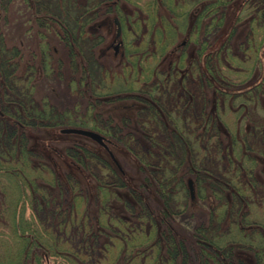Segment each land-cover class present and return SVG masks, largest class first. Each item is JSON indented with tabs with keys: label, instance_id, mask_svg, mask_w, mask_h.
<instances>
[{
	"label": "rangeland",
	"instance_id": "374dc122",
	"mask_svg": "<svg viewBox=\"0 0 264 264\" xmlns=\"http://www.w3.org/2000/svg\"><path fill=\"white\" fill-rule=\"evenodd\" d=\"M86 1L74 0L75 4L68 15L65 10L70 0H0V32L3 41L8 46L18 45L21 49V56L17 58V77L21 78L20 83L24 87L16 85L18 91H24L38 108L48 110L47 113L49 110L52 112L49 114L51 119L48 120L52 121V124L24 128L27 146L36 152V162L55 164L62 178L59 187L52 189L53 197L49 200L48 209L38 208L37 215L44 226H48L53 234L62 235L58 243L62 245V242H65L74 247V250L80 252L79 258L81 261L83 259L85 264H128L129 257L127 253H121V244L114 232L117 228L122 229L125 226L117 219H122L127 222L126 225L134 227L141 221V203L138 202L140 197L152 210L155 220L152 232L156 238H161L162 242L161 231H165V226L156 215L164 204L156 176L166 177L165 173H162L165 170L172 173V164L175 162L169 155L162 159L149 155L156 149L149 148V141L139 124L144 118L139 109L146 105L145 102L157 98L158 103H163V108L169 109L173 119L184 126L187 139V150L182 155L183 158H178L175 163L179 166L174 175L176 177H171L174 180L168 190L171 192L168 196L170 209L173 211L170 216L172 229L186 250V257H182L180 264H199L203 253L195 229L209 223L211 209L217 201L210 194L206 182L203 185L207 187H204V190L199 189V185L203 186L200 179H197L194 188L192 186L191 194L187 182L189 179H196V169L201 170L203 175H221L228 179L233 170L235 179L229 180L230 184L237 183L239 190L243 189L247 196L248 202H244L242 207V213L247 211L245 221L259 223L264 228V185L253 186L245 183L236 166L228 164L225 155H222L226 153V148L221 150L210 132L200 135L201 130H198L197 119L194 118L195 111L201 104L197 83L188 79L182 81L181 74L178 78L173 77H177L174 72L178 70L179 57H182L184 66L189 60L199 59L202 69L207 53L214 59L217 55L223 58L229 47V56H233L230 60L235 63L245 51L241 44L250 34L251 13L257 8L255 6L264 4V0H249V9L242 4L243 0H232L215 12V21L221 18L220 23L207 30L205 25L200 26V40L190 41L186 35L180 33L160 59L150 55L144 56L143 60L160 73L158 79L161 78V82L169 79L167 84L163 83L162 88L154 90V81L157 79L152 77L147 81L145 74L139 76L140 72L137 75L135 90L111 93L108 91L121 88L119 82L123 83L133 76L130 66L134 47H146V54L149 51L153 53V30L145 38L143 35L147 25L144 22L143 26L142 22L139 25L136 23L137 18L145 15L142 10L139 11L140 0H120V8H107L106 4H103L98 6L96 12H93L94 9L86 12L85 15L93 19L92 22L83 28L80 37L69 42L59 30L61 27L52 14L72 17L79 12L76 6H82ZM159 11L160 14L168 13L162 6ZM118 15H122L124 19L122 23L119 22L120 33L116 34L117 24L114 19L118 20ZM198 42H204L203 53L196 51ZM258 58L260 64H257L244 85L260 79L264 73L262 47L258 51ZM144 61L142 62L145 63ZM139 67L137 66V70ZM170 70L173 71L172 78L168 75ZM116 76L119 79H116ZM183 84L192 92L188 94L181 88ZM150 85L152 89L148 88ZM241 86L236 83L229 85L232 89ZM213 89L211 86H205L209 108L216 103L217 93ZM258 103L264 109V93L259 96ZM160 116L165 118L163 112ZM157 118L153 121L149 119L148 123L152 125H147V128L160 140L164 132L163 125ZM228 118L231 120V114ZM145 120H148V117H145ZM63 127L100 131L112 157L106 148L90 137L62 132L60 129ZM223 138L228 144L227 136L223 135ZM127 143L135 149L130 148ZM251 144L259 145L254 140H251ZM136 151L142 158L161 164L153 173L156 179L151 174V167L143 166L139 162L138 155H134ZM113 153L121 163L124 174L119 172V165L114 162ZM163 165L168 166L167 169H162ZM229 166L230 173L227 175ZM254 173L264 184V160L256 166ZM64 174H70L75 185L68 183L67 175ZM179 179H182V183ZM1 181H4V178ZM228 192L229 189L226 194ZM77 193L81 198L73 197ZM7 198L0 190V207L6 204ZM31 207L26 206V214H32ZM101 224L103 228L100 227ZM222 225H226L225 221ZM141 229H151L148 220H144ZM23 237L20 233L13 232L12 228L5 224L3 217L0 222L1 264L12 261L13 255L23 244L25 248ZM65 244L62 245L65 249L71 248ZM236 253H239V261L243 263L246 262L245 259L250 262L253 259V252L248 249L240 248ZM19 257L22 261V255ZM31 263L30 256L27 261L23 260L22 264ZM43 264L64 263L50 256L47 260L44 259ZM130 264L140 263L134 261Z\"/></svg>",
	"mask_w": 264,
	"mask_h": 264
},
{
	"label": "trees",
	"instance_id": "16d2710c",
	"mask_svg": "<svg viewBox=\"0 0 264 264\" xmlns=\"http://www.w3.org/2000/svg\"><path fill=\"white\" fill-rule=\"evenodd\" d=\"M119 1L87 0L86 3L81 4L82 6H76V10L79 11L77 15L73 14L72 17L61 14L52 15L56 17L57 23L61 27L59 30L65 35V39L71 42L76 40V37H80L83 28L92 22L93 19L88 18L85 15L86 12L92 9H94L93 12H96L98 6L103 4H106L107 8H114V6L120 8ZM140 1L139 11L142 10L145 15L137 18L136 23L139 25L142 22L143 26L144 22L147 25L143 37L153 30L155 50L153 53L149 51L146 54V47H137V49L134 47L130 66L133 76L126 78L127 80L123 83L119 82L121 88L117 91L111 90L108 93L135 90L138 82L137 75L140 72L139 76L145 74L147 81L152 77L157 79L154 81V90L162 88L163 83L167 84L169 79L161 82V78L158 79L160 73L149 66L143 57L150 55L160 59L174 44L180 33L186 35L190 41L200 40L198 38L200 26L205 25L207 30L220 23L221 18L219 21H215V12L220 9V6L228 4L232 0ZM73 4H75L74 0H70L66 4L65 11L67 14L73 8ZM242 4L246 9H249V0H243ZM160 6L166 9L169 14H160ZM255 7L257 8L251 13L249 21L250 34L241 44L245 51L242 49L244 51L243 56L238 57L235 63L230 60L233 56H229L231 52L228 47L223 58L217 55L214 59L207 53L202 69L199 65V59L189 60L188 64L184 66L182 57H179L177 61L178 70L174 72L177 77L173 76L172 70L168 75L170 74L171 78L172 76L178 78L181 74L182 81L188 79L197 83V93L200 95L201 104L195 111L196 117L194 116V118L197 119L198 130H201L200 135L210 132L219 148L221 150L226 148V153L222 155H225L228 164L236 166L241 173V178L245 179V183L258 186L257 184L264 185L254 173L256 166L264 160V109L258 103L259 96L264 93V73L260 79L247 84L248 86L244 85L250 79L257 64H260L259 49L262 47L264 50V4ZM123 19L122 15H118L120 23ZM145 41L147 42V40ZM203 45L204 42H198L196 51L203 53ZM88 46L90 47V44ZM20 56V47L18 45H6L0 32V190L6 198L8 196L5 199L6 204L0 207V222L5 217V224L11 227L13 232L24 236L26 245L24 248L23 244V248L21 247L13 255L12 261L10 260L5 264H22L23 260L27 261L30 256L32 257L31 264H43L44 259L47 260L50 256L54 259L58 258V261L64 264H85L83 259L81 261L79 258L80 252L65 242H62V245L65 244L71 248L65 249L59 244L58 240L63 236H57L50 232L48 226H44L37 215L38 208L48 209L49 200L53 197L52 189L59 187L62 178L59 176L55 164L47 165L36 162V152L27 146L24 133L25 126L52 124V121H48L51 119L49 114L52 112L49 110L47 113L48 110L42 107L38 108L33 104L32 99L29 100L30 98L24 91H18L17 86L24 87L20 83L21 78L17 77L19 76L17 75V58ZM141 62L142 65L139 67ZM137 66L139 67L138 70ZM164 75L167 74L164 73ZM116 79H119L118 76ZM16 82L19 83L16 84ZM233 83L242 86L232 89L229 85ZM205 86L213 87L214 92L217 93L216 103L211 108L207 105ZM180 87L185 89L188 94L192 92L191 89H187L185 84ZM148 88L152 89V86L150 85ZM149 93L151 94V92ZM156 99L153 98L151 101L145 102L146 105L139 109L140 115L144 117L139 124L143 129L144 136L149 141V148L156 149L149 151V155H156L161 159L169 155L173 157L172 159L176 163L178 158H183L182 155L187 150L184 126L178 120L173 119L169 109L163 108L161 105L163 103H158ZM252 104H254L253 107ZM161 112L164 113V119L160 116ZM229 114H231V120L228 118ZM145 117H148V120H145ZM155 118L163 125L164 135L160 140L147 128V125H152L148 123L149 119L153 121ZM97 130L100 129L97 128ZM223 135L227 136L228 144L224 141ZM251 140L258 142L259 145L251 144ZM127 145L135 149L129 143ZM113 155L115 156L114 162L119 165V172L124 174V169L116 154L113 153ZM134 155H138L137 158L143 166L151 167V174L154 179L157 177L156 182L164 204L156 215V218L158 217L161 222H164L165 226L163 228L165 231H161L163 247L161 238H156L152 232L155 224L152 210L148 203L143 202L139 197L141 221L138 225L136 227L128 226L126 221L117 219L118 222L125 225L124 228H117V231L114 232L116 239L121 244V253L123 255L127 253L128 264L134 261H139L140 264H180L182 257H186V250L180 240L175 237V232L172 229L170 216L173 211L170 209L168 196V193L171 195V192H168L169 186L174 180L171 177L177 173L179 165L172 164V170H174L172 173L165 170L168 166L163 165L162 169L165 168V172L162 173H165L166 177H155L153 173L161 164L155 161L151 162L145 157L142 158L137 151ZM196 172V179L192 180L193 188L194 184H197V179H200L202 185L207 183L210 194L217 200L211 209L209 223L195 229L197 240L201 245L200 249L204 255L200 256L199 264H264V228L259 223L245 221L247 211L242 213V207L244 202H248L247 196L243 193V189L239 190L240 188L236 186L237 183L236 185L230 184V181L235 179L233 170L230 173L229 166L228 172L226 171L227 175L231 174H229V179L221 175H203L199 169H196ZM65 175H67V182L75 185L72 176L70 174ZM204 176L206 177L204 178ZM2 178L4 181H1ZM178 181L182 183V179ZM207 186L199 185V189L204 190ZM228 189L230 192L226 194ZM105 194L107 195V193ZM73 197L75 199L81 198L79 193ZM30 205L32 206V214H26V206ZM144 220L149 221L151 229L142 231L141 227ZM224 221L225 226L222 225ZM107 225L109 226L108 222ZM100 227L103 228L104 226L101 224ZM135 246L136 249L134 250ZM240 248L253 252L251 262L246 259L244 263L239 261V253H236V250ZM19 255H22V261Z\"/></svg>",
	"mask_w": 264,
	"mask_h": 264
},
{
	"label": "water",
	"instance_id": "95a60500",
	"mask_svg": "<svg viewBox=\"0 0 264 264\" xmlns=\"http://www.w3.org/2000/svg\"><path fill=\"white\" fill-rule=\"evenodd\" d=\"M114 21L117 24L116 34H119L120 33V23L117 20V18H115ZM60 130L62 132H65V133H77V134H82V135L90 137L91 139L96 141L98 144H100L101 146L106 148L112 157V153L106 144L105 137L101 133H99L98 131L92 130V129H87V128H80V127H63ZM188 185H189L190 192L192 194V181H191V179L188 180Z\"/></svg>",
	"mask_w": 264,
	"mask_h": 264
}]
</instances>
